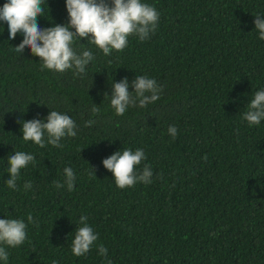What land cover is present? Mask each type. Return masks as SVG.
I'll list each match as a JSON object with an SVG mask.
<instances>
[{"label": "trees", "instance_id": "16d2710c", "mask_svg": "<svg viewBox=\"0 0 264 264\" xmlns=\"http://www.w3.org/2000/svg\"><path fill=\"white\" fill-rule=\"evenodd\" d=\"M142 3L160 14L150 38L132 34L108 56L87 38H74L77 53L95 56L83 78L71 69L42 70L29 48L15 50L23 36L9 40L0 21V219L27 224L22 245H0L7 264H107L100 244L112 264H264V120L243 119L254 92L264 89V40L254 24L264 0ZM41 7V28L68 22L66 0H42ZM136 75L154 78L160 99L117 116L104 94ZM52 110L70 115L77 135L62 138L63 147L24 141L23 121ZM89 119L95 123L86 127ZM170 125L178 129L175 139ZM127 148L144 151L137 170L150 166V184L120 189L104 167L103 159ZM14 151L35 161L12 189L6 180ZM65 167L76 175L72 191L55 187ZM81 215L98 240L77 257L71 245Z\"/></svg>", "mask_w": 264, "mask_h": 264}, {"label": "clouds", "instance_id": "9594fccd", "mask_svg": "<svg viewBox=\"0 0 264 264\" xmlns=\"http://www.w3.org/2000/svg\"><path fill=\"white\" fill-rule=\"evenodd\" d=\"M42 0H7L0 7V21L8 24L9 40L15 39L18 33L23 36L22 42L15 47L18 53H24L29 48L31 54L39 57L43 63L42 70H54L60 73L73 70L74 75L83 78L86 75V66L95 59L91 50L77 53L72 47L74 38H87L88 42L95 44L105 56L112 50L122 51L128 43V37L136 34L140 40L150 38L154 33L159 20V12L151 5L142 3V0H66L69 20L65 24L54 23L51 27L41 28L37 17L44 16L41 7ZM255 30L259 39L264 40V15H255ZM73 29L75 31H73ZM134 91H129V86ZM110 106L117 116L126 113L130 106L147 107L160 99L162 86L154 78L136 75L129 81L124 77L119 82L111 84ZM100 109L93 103L91 113L97 115ZM243 119L249 125H259L264 120V89L254 92L253 98L243 113ZM22 123V121H21ZM95 120L89 119L85 126H91ZM76 122L70 115L55 110L44 119L34 118L24 120L22 123L23 140L31 141L41 148L46 144L63 147L61 139L77 135ZM168 133L173 139L178 134L174 125L168 127ZM83 150V149H82ZM146 159L144 151L131 148L116 151L111 156L103 159V165L113 173L116 185L120 189L134 186L136 183L150 184L153 176L152 169L145 164L142 170H137L142 161ZM35 161V156L24 151H14L8 155L9 167L7 172L10 178L6 180L9 188H17V180L21 169ZM64 182H55L57 189L67 185L69 191L74 189L76 175L71 167H65ZM32 187L30 182L24 184V189ZM28 222H34L31 214ZM88 217L81 215L79 226L75 230V237L71 249L73 255L80 257L86 255L98 240V234L88 224ZM27 224L23 219H0V245L17 247L22 245L26 238ZM98 252L105 257L107 264H112L107 259L108 249L102 244L98 245ZM8 252L0 246V260L7 264Z\"/></svg>", "mask_w": 264, "mask_h": 264}]
</instances>
